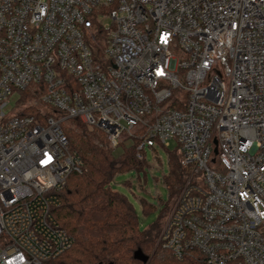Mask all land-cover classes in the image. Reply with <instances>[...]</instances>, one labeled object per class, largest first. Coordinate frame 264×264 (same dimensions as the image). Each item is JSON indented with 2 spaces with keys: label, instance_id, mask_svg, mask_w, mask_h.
<instances>
[{
  "label": "built area",
  "instance_id": "1",
  "mask_svg": "<svg viewBox=\"0 0 264 264\" xmlns=\"http://www.w3.org/2000/svg\"><path fill=\"white\" fill-rule=\"evenodd\" d=\"M70 121L146 165L176 143L163 252L264 264V0H0V264L73 247Z\"/></svg>",
  "mask_w": 264,
  "mask_h": 264
},
{
  "label": "trees",
  "instance_id": "2",
  "mask_svg": "<svg viewBox=\"0 0 264 264\" xmlns=\"http://www.w3.org/2000/svg\"><path fill=\"white\" fill-rule=\"evenodd\" d=\"M71 122V121H70ZM65 130L70 150L82 159L81 174H72L67 180L61 199V208L55 218L62 229L74 239L73 247L62 256L45 264H205L196 251L183 260L164 254L157 247L161 232L160 221L166 216L183 184L182 170L176 152L170 156V173L165 177L171 201L165 205L158 223L141 231L136 211L127 198L112 191L111 182L118 174L146 170V163L136 159V144H121L112 149L104 137L97 135L79 121ZM140 179V177H139ZM143 212L154 206L142 201Z\"/></svg>",
  "mask_w": 264,
  "mask_h": 264
},
{
  "label": "rangeland",
  "instance_id": "3",
  "mask_svg": "<svg viewBox=\"0 0 264 264\" xmlns=\"http://www.w3.org/2000/svg\"><path fill=\"white\" fill-rule=\"evenodd\" d=\"M34 101L30 100L32 103ZM35 110L31 108L30 111ZM47 111L49 115L54 114L52 110ZM73 124L74 122L72 121L65 123V130L72 128L76 133L79 132ZM84 126L88 128L86 125ZM93 132L101 137L103 136L96 130ZM176 148V143L171 141L168 143L167 150L159 146L155 148V151L148 150L146 155L148 165H146L147 167L144 172L139 174L136 171L124 172L115 176L111 182L112 191L125 196L134 207L140 230L143 232L160 221L165 205L171 201L170 192L165 185V177L170 173V156L176 151ZM143 200L154 206V209L148 215L143 212ZM170 209H168V212L165 213L166 216L160 221L161 228H163ZM164 254L167 255L166 252ZM102 264H110V262L105 261Z\"/></svg>",
  "mask_w": 264,
  "mask_h": 264
}]
</instances>
